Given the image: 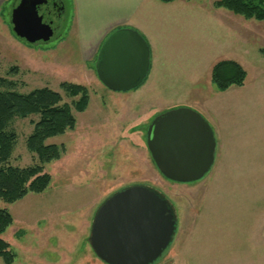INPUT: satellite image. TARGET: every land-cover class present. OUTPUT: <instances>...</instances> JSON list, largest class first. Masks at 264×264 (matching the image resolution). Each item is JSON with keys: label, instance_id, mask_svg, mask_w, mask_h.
I'll return each instance as SVG.
<instances>
[{"label": "rangeland", "instance_id": "obj_1", "mask_svg": "<svg viewBox=\"0 0 264 264\" xmlns=\"http://www.w3.org/2000/svg\"><path fill=\"white\" fill-rule=\"evenodd\" d=\"M16 1L0 6V78L24 94L49 88L66 104L73 100L60 84L82 85L89 102L82 113L73 110L72 131L45 142L65 149L44 165L51 177L47 189L13 204L0 200L13 219L1 236L15 255L13 264H105L89 244L93 218L107 198L135 185L165 197L176 216L173 240L153 264H264V22L216 9L215 0H190L207 7L209 17L162 10L145 22L151 33L144 82L112 92L97 78L96 61L84 59L80 29L90 35L103 30L87 3L79 14L74 0H61L56 32L47 43L30 45L11 30ZM222 60L243 67V87L216 91L211 68ZM179 108L197 112L216 141L210 171L188 184L165 179L146 146L153 119ZM36 120L11 124L17 143L10 165L38 164L25 145Z\"/></svg>", "mask_w": 264, "mask_h": 264}, {"label": "water", "instance_id": "obj_2", "mask_svg": "<svg viewBox=\"0 0 264 264\" xmlns=\"http://www.w3.org/2000/svg\"><path fill=\"white\" fill-rule=\"evenodd\" d=\"M38 4L20 0L10 13L13 34L30 45L48 42L53 35L51 25L38 13ZM149 70V45L131 28L110 33L95 62L97 78L112 92L138 88ZM146 146L165 179L188 184L210 171L216 141L197 112L179 108L153 119L146 131ZM175 231L176 216L169 201L153 189L135 185L114 193L98 208L89 244L105 264H153L169 247Z\"/></svg>", "mask_w": 264, "mask_h": 264}, {"label": "trees", "instance_id": "obj_3", "mask_svg": "<svg viewBox=\"0 0 264 264\" xmlns=\"http://www.w3.org/2000/svg\"><path fill=\"white\" fill-rule=\"evenodd\" d=\"M169 4L179 0H158ZM216 9L226 10L250 21L264 22V0H215ZM260 53L264 56V50ZM246 72L237 62L222 60L211 68V82L217 92L244 85ZM15 84L0 78V200L13 204L27 194H40L50 184L51 177L44 172V165L58 161L64 154L63 146L47 145L46 140L65 134L75 128L73 110L82 113L89 102L87 89L78 84L63 82L60 89L73 101L63 102L59 92L49 88L34 89L28 93L15 91ZM37 117L31 121L33 129L26 138V149L35 154L38 164L19 168L9 164L14 152L17 135L11 124L19 119ZM13 219L7 209H0V259L4 264H13L14 253L1 236L12 225Z\"/></svg>", "mask_w": 264, "mask_h": 264}, {"label": "crops", "instance_id": "obj_4", "mask_svg": "<svg viewBox=\"0 0 264 264\" xmlns=\"http://www.w3.org/2000/svg\"><path fill=\"white\" fill-rule=\"evenodd\" d=\"M6 1L0 0V6ZM74 2L78 5L79 14H85L86 11H83L87 8L85 6L87 3L89 14L100 21V27L103 29L93 35L80 29L82 32L80 44L85 53L84 59L90 61H96L102 43L116 29L131 28L148 39L151 31L148 25L145 26V22L154 19L156 13L159 14L162 10L167 13L166 9L176 8L179 11H190L201 18L209 17L207 7L196 1V4H191L190 0H179L169 4H162L158 0H74ZM79 24L82 28L83 24Z\"/></svg>", "mask_w": 264, "mask_h": 264}, {"label": "flooded vegetation", "instance_id": "obj_5", "mask_svg": "<svg viewBox=\"0 0 264 264\" xmlns=\"http://www.w3.org/2000/svg\"><path fill=\"white\" fill-rule=\"evenodd\" d=\"M19 1L20 0H18V2ZM34 1L39 2L38 13L42 17V21L44 23L51 25L54 34L58 29V26L55 25L53 26V22L57 21L62 17L63 3L61 2V0H34Z\"/></svg>", "mask_w": 264, "mask_h": 264}]
</instances>
